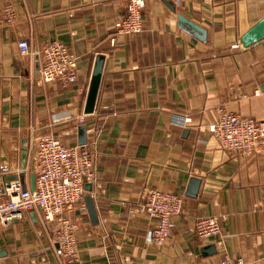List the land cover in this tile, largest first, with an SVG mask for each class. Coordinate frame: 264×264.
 <instances>
[{
    "label": "crops",
    "instance_id": "obj_1",
    "mask_svg": "<svg viewBox=\"0 0 264 264\" xmlns=\"http://www.w3.org/2000/svg\"><path fill=\"white\" fill-rule=\"evenodd\" d=\"M127 9L126 0H0V191L15 181L32 188L38 142L55 135L77 144L82 125L97 170L85 209L67 213L79 262L57 254V224L35 209L1 227L0 263L217 264L228 254L264 264V145L247 156L228 152L210 130L221 110L264 122V39L242 43L264 18V0H145L144 30L120 35L115 24ZM179 13L207 40L179 27ZM100 54L102 82L87 114ZM193 178L201 180L197 196L188 195ZM151 189L185 196L187 217H175L162 245L141 211ZM213 215L221 233L210 243L217 251L205 254L210 244L194 224Z\"/></svg>",
    "mask_w": 264,
    "mask_h": 264
},
{
    "label": "built area",
    "instance_id": "obj_2",
    "mask_svg": "<svg viewBox=\"0 0 264 264\" xmlns=\"http://www.w3.org/2000/svg\"><path fill=\"white\" fill-rule=\"evenodd\" d=\"M127 15L115 24L120 35H136L144 30L145 0H126ZM185 5L189 0H173ZM20 52L30 51L26 40L19 41ZM86 114L79 116L80 123ZM185 126L192 125L190 117L184 118ZM210 130L219 146L228 152L251 155L264 145V122L238 113L221 110ZM38 170L35 188H25L20 181L12 182L0 191V229L22 220L31 210L39 209L45 222L57 224V254L72 263L80 261L77 224L67 216L81 204L85 209L86 186L95 182L96 157L88 144H67L55 135L42 138L37 145ZM185 196L160 189H151L144 196L141 211L153 221L152 241L165 243L174 232L177 216L184 212ZM194 230L197 238L210 244L221 233L218 216L196 218ZM220 243V242H219ZM1 264V263H0ZM217 264H249L244 258L226 254Z\"/></svg>",
    "mask_w": 264,
    "mask_h": 264
},
{
    "label": "water",
    "instance_id": "obj_3",
    "mask_svg": "<svg viewBox=\"0 0 264 264\" xmlns=\"http://www.w3.org/2000/svg\"><path fill=\"white\" fill-rule=\"evenodd\" d=\"M173 9L174 4L172 2H167ZM178 25L182 29L186 30L190 34L196 36L202 41L207 40V30L200 26L195 21L191 20L184 14L179 13L178 14ZM264 39V18L260 20L257 24H255L250 30H248L243 36H242V43L244 46L248 47L256 42ZM104 63H105V56L100 54L98 55L90 83V88L88 92L87 97V103L85 112L87 114L93 113L96 107V102L102 82V76L104 71ZM79 144H85L87 142V127L85 125H82L79 127ZM36 184V174H33L32 176V189L35 188ZM201 180L198 178H193L191 180L190 188L188 190V195L190 196H197L198 191L200 189ZM88 189H91L90 184L86 186ZM1 190V185H0ZM88 202V208L89 212L92 216V219L94 222H97V212L93 203V198L91 196L87 197ZM58 246V245H57ZM215 244L207 245L203 248V251L205 254H212L215 253L216 250Z\"/></svg>",
    "mask_w": 264,
    "mask_h": 264
}]
</instances>
